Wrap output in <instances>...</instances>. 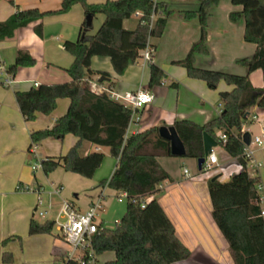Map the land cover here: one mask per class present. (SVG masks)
<instances>
[{"label": "trees", "instance_id": "trees-1", "mask_svg": "<svg viewBox=\"0 0 264 264\" xmlns=\"http://www.w3.org/2000/svg\"><path fill=\"white\" fill-rule=\"evenodd\" d=\"M197 1L196 8H184L180 12L186 19L198 18L200 36L191 44L186 55L174 60V63L183 66L189 77L204 80L210 88H216L220 80L232 85V88L218 92L223 107L219 115L203 124L190 119H176L171 124L184 143L183 156L197 159L203 155L202 137L203 131H206L241 164L242 169L226 180H220L218 176L208 180L211 216L227 242L234 264H264V217L260 214L257 189L260 177L247 172L245 144L241 139L242 125L249 118L251 108H264V85L254 86L249 78L250 72L261 69L264 82V0H231L233 4H240L242 9L231 11L229 18L232 21L243 18V37L256 44L251 56L236 60L245 66V74L195 65L196 54L208 53L205 43L208 10L219 0ZM77 3L83 7L85 15L102 13L104 19L96 31L90 33L92 23L86 24L84 17L79 37L63 42L64 48L73 56L72 62L66 67L70 81L39 83L14 92L26 120L35 119L38 113H51L60 97L69 99L66 111L56 118L54 124L31 130L30 139L37 143L47 137L61 139L67 133L78 137L65 154L40 160L45 173L62 166L67 171L92 177L102 163L104 153L93 150L82 154L81 145L85 140L108 146L110 154L117 158L110 177L102 179L99 184L126 191L127 202L125 213L113 228L98 224L92 234L91 247L95 256L107 250L115 253L113 259L105 260L102 264H176L187 258L191 251L178 237L173 222L155 196L160 191L157 186L164 180L172 179L158 160L160 156H173L169 140L160 136L159 125L127 134L131 108L107 93L93 92L83 80L87 75L98 72L90 67L93 55L109 56L114 70L122 73L139 56V50L147 44L149 37H158L163 33L167 17L173 10L161 0H104L97 3L61 0L59 8L50 11L17 8L6 19L0 20V39L11 36L16 28L44 14L66 12ZM136 11L141 14L135 26L124 27L123 20ZM152 14L154 18L150 23ZM41 27V23L35 26L38 34L41 33ZM84 29V35L80 37ZM34 63L35 59L28 51L18 50L14 62L6 70L14 74L19 66ZM148 67V86L162 84L164 70L152 61ZM101 74L108 75L105 71ZM169 85L176 86L177 81ZM221 134H225L224 139ZM148 196L151 198L146 200ZM143 202L144 206H141ZM53 228L54 221L51 219L40 222L31 218L28 232L50 233ZM2 259L11 262L13 255L4 251ZM66 264H77V261L71 259Z\"/></svg>", "mask_w": 264, "mask_h": 264}, {"label": "crops", "instance_id": "crops-1", "mask_svg": "<svg viewBox=\"0 0 264 264\" xmlns=\"http://www.w3.org/2000/svg\"><path fill=\"white\" fill-rule=\"evenodd\" d=\"M87 1L97 3L104 0ZM161 1L171 3L173 11L167 17L163 33L158 37H149L148 43L152 47L151 61L157 63L165 72L164 82L148 86V65L151 61L144 62L139 56L129 63L122 73H117L109 56L93 55L90 67L98 72L86 76L98 80L102 71H105L108 75L100 82L117 92L122 93L139 87L152 92V101L139 109L129 121L127 134L154 125H170L176 119H190L203 124L222 111L218 92L232 88V85L224 80H220L216 88H210L204 80L189 77L183 66L174 63V60L186 55L191 44L200 36L198 18L186 19L180 12L184 8H196L198 1ZM60 3L61 0H12V2L0 0V20L6 19L17 8L50 11L58 9ZM241 9L240 4H233L231 0H219L216 5L209 8L205 42L208 53L196 54L195 65L237 74L246 73L245 66L236 60L243 56H251L256 44L244 39L243 18L237 21L229 18L231 11ZM139 16L140 14L135 12L131 17L124 19V27L133 28ZM84 17L83 7L77 3L66 12L44 14L41 18L16 28L11 36L0 39V63L4 71L14 62L18 50L28 51L35 59L33 65L19 66L16 72L12 73L13 82L10 85H0V264H55L57 256L64 258L67 254L68 244L60 233L54 231L29 234V220L34 218L42 222L53 219L64 199L73 200L79 209L84 210L102 195L104 207L118 191L106 184H99L101 179L110 177L116 166L117 158L112 154L106 165L101 167L102 162L92 177L67 171L62 166L48 173L43 171L41 165L33 170L31 165L36 158L41 160L47 156L65 154L78 140V137L71 133H67L61 139L47 137L37 142V157L29 150L33 143L30 131L52 126L56 118L66 111L69 99L60 97L51 113H38L35 119L26 120L14 94L16 90L28 89L39 83L71 80L66 67L72 62L73 56L64 48L63 42L79 37ZM94 18L98 19L95 28L97 29L104 19V14L97 13ZM38 23L42 24L40 34L35 30ZM3 70L0 71V76H3ZM249 78L254 86L264 85L261 69L250 72ZM172 81H177V85L170 86L169 83ZM250 113L242 128L244 131L248 130L251 135L259 134L261 126H264V108L253 106ZM252 114L256 115L255 119H251ZM93 150L102 151L105 159L109 147L83 141L82 154ZM252 150L254 154L255 149ZM213 151L218 157V164L191 176L184 175L183 167L190 171L194 164L198 169L196 158L181 157L182 173L178 177L167 164L171 156L158 157L160 164L169 172L172 179L162 181L157 186L160 191L155 193V196L173 222L178 237L191 251L187 258L181 260V264H234L227 242L211 216L212 206L207 182L213 176L226 180L241 170L242 166L223 146L218 144L213 147ZM161 158L166 159H162L165 160L163 162ZM262 168L263 166L258 171L260 178ZM54 185L59 186L58 192H54ZM26 186L32 189L26 190ZM37 188L40 189V208L48 209L50 213L43 219L33 214L38 204ZM74 190H78L74 193L76 198H68L70 192ZM80 190H83L86 196L79 197ZM260 194L263 196L261 192ZM98 219L101 227H104L103 219L99 216ZM119 220L116 218L115 223ZM5 239L7 240L4 241ZM4 251L12 253L11 262L3 261ZM98 256H103L104 262L113 259L115 253L107 250Z\"/></svg>", "mask_w": 264, "mask_h": 264}, {"label": "built area", "instance_id": "built-area-1", "mask_svg": "<svg viewBox=\"0 0 264 264\" xmlns=\"http://www.w3.org/2000/svg\"><path fill=\"white\" fill-rule=\"evenodd\" d=\"M156 1V0H154ZM136 13L141 14V12L136 11ZM154 18V14L151 15L150 23ZM139 57L144 62H149L152 59V47L147 44L140 49ZM3 68L0 66V71ZM4 71V70H3ZM88 84L89 88L96 93H107L110 97L115 100L122 102L125 106L130 107L132 110L130 120L135 116L137 111L143 108L147 103L151 102L153 99L152 92L147 88L139 87L135 90H126L122 93L115 91L111 87L104 86L97 79H89L87 77L83 78ZM13 82V74L7 70L3 72V76H0V85H10ZM256 115L252 114L251 119H255ZM243 133V128L241 129ZM224 139L225 134H221ZM242 139V138H241ZM257 145L264 146V126H261L259 134L251 135V142ZM250 143L245 144L244 154L247 158V172L250 175L258 176V171L262 166V163L254 157L253 150L250 148ZM37 143L33 142L30 146V152L33 156L37 157L36 152ZM214 164H218V157L212 150L205 157L202 163V170L210 169ZM40 160L36 158L35 162L31 165L32 169L35 170L39 167ZM183 172L185 176H191V173L187 167H183ZM263 188L262 183L258 182L257 189L259 191L260 204L264 201V197L260 194V190ZM26 190L32 189L28 186L25 187ZM54 192L59 191V186H53ZM38 192V204L35 207L33 214L41 217H46L49 213L48 209L40 208L41 196L40 189L37 188ZM118 198L127 197V192L124 190H118L115 194ZM148 196L146 200L150 199ZM103 198L99 195L95 200H93L88 208L81 210L79 209L73 200L64 199L62 200L59 210L56 216L51 219L54 221V226L60 231V235L64 241L68 244L69 249L64 257L63 264H66L68 260H76L77 264H95L96 256L91 247L92 234L97 230L99 219H98V209L103 208ZM144 206V202L141 204ZM260 214L264 217V205H261ZM46 215V216H44ZM119 222V221H117Z\"/></svg>", "mask_w": 264, "mask_h": 264}, {"label": "rangeland", "instance_id": "rangeland-1", "mask_svg": "<svg viewBox=\"0 0 264 264\" xmlns=\"http://www.w3.org/2000/svg\"><path fill=\"white\" fill-rule=\"evenodd\" d=\"M165 2L168 4V7L171 9L172 8L171 7L172 6L171 3L167 2V1H165ZM97 24H98V19L97 18H94V19L92 18V25H91L92 27L89 29L90 33L92 31H94V30L96 31L95 28H96ZM250 147L252 149H255L254 150V157L256 158V160L260 161L262 163V166H263L262 174H261V178H260V183L263 184V188L260 190V192L264 196V146L257 145L256 143H254L252 141L250 143ZM40 149H42V148L40 147ZM106 154H107V156L105 157V159H103L104 161H102L103 164H102L101 167H104L106 165L107 159H108V161L111 159L110 152L107 151ZM171 157L168 158L169 160H167V161H169V162L167 164L172 169L173 174L175 176L180 177L181 173H182V165H181V157L182 156L173 155ZM166 158H161V160L162 159H166ZM162 161L164 162L165 160H162ZM199 171H200L199 169L195 168L194 164L190 168L191 175L193 173H197ZM75 192H78V190H74V191L70 192V195H69L68 198H76L75 195H74ZM83 192H84L83 190L79 191V194H80L79 197L85 195ZM126 202H127L126 197L118 198L117 196H115V197H112V200L109 202V204H106L103 207L104 209L103 208L98 209V216L103 219L104 227L113 228L116 225L115 219L116 218L120 219L122 217V215L125 213ZM263 205H264V201H263ZM49 215H50V213H48L47 216H49ZM44 216H46V215H44ZM37 217L40 218V219H43V217H40V216H37ZM53 231L55 233H60V231L56 228V225L54 226ZM98 255H97V259H96L95 264H102L103 263V256H98ZM55 262H56L55 264H63L64 258L61 257V256H57L56 259H55ZM178 264H181V261L178 262Z\"/></svg>", "mask_w": 264, "mask_h": 264}, {"label": "water", "instance_id": "water-1", "mask_svg": "<svg viewBox=\"0 0 264 264\" xmlns=\"http://www.w3.org/2000/svg\"><path fill=\"white\" fill-rule=\"evenodd\" d=\"M92 18L93 16L91 14H86L85 19H86V24H91L92 23ZM85 33V29L82 31L80 37H83ZM106 77L104 75H101L98 77L99 81H102ZM158 131L160 136L163 138H166L170 142V152L173 155H179L183 156L185 154V146L180 137L177 134V131L175 127L170 124H161L158 126ZM203 155L198 157L197 160V167L199 170L202 168V163L205 160V157L208 155V153L212 150L214 146L218 145V142L215 138H213L210 134H208L206 131H203ZM242 141L245 144H249L251 141V133L248 130L243 131L242 133ZM216 176H213L212 179H214Z\"/></svg>", "mask_w": 264, "mask_h": 264}]
</instances>
